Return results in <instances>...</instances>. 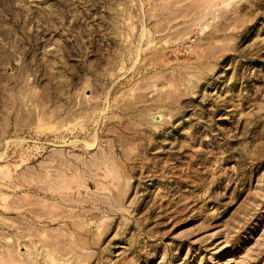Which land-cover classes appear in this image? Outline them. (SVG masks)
Listing matches in <instances>:
<instances>
[{
	"label": "rangeland",
	"instance_id": "obj_1",
	"mask_svg": "<svg viewBox=\"0 0 264 264\" xmlns=\"http://www.w3.org/2000/svg\"><path fill=\"white\" fill-rule=\"evenodd\" d=\"M198 2L0 0V264H264V0Z\"/></svg>",
	"mask_w": 264,
	"mask_h": 264
},
{
	"label": "crops",
	"instance_id": "obj_2",
	"mask_svg": "<svg viewBox=\"0 0 264 264\" xmlns=\"http://www.w3.org/2000/svg\"><path fill=\"white\" fill-rule=\"evenodd\" d=\"M201 3V0H199L198 4L192 7L191 10L201 14V10H205V7L203 8ZM215 18L217 19L216 22L212 23L210 29L204 32L203 41H199L203 42V44H206L209 47L202 54L197 53V59L208 58L211 60H217L230 49L229 43L231 42L232 37V27H234L233 24L228 23L231 18L229 15L223 13L215 16ZM197 30L198 34H200L201 27H198Z\"/></svg>",
	"mask_w": 264,
	"mask_h": 264
}]
</instances>
